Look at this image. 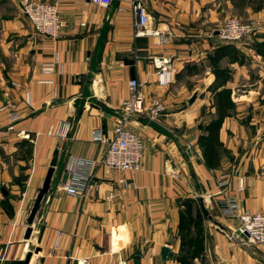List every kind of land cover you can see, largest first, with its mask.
I'll use <instances>...</instances> for the list:
<instances>
[{
    "label": "crops",
    "instance_id": "crops-1",
    "mask_svg": "<svg viewBox=\"0 0 264 264\" xmlns=\"http://www.w3.org/2000/svg\"><path fill=\"white\" fill-rule=\"evenodd\" d=\"M12 1L13 16L0 22V106L20 113L16 132L27 138L9 134L0 143V264H23L31 245L36 251L28 264H264V246L247 242L223 204L230 196L240 216L264 212V122L258 113L264 105L258 101L260 83L252 77L261 76L264 67L253 65L250 72L228 57L217 59L215 52L223 45L216 37L222 15L215 6L222 1L231 9L232 2L140 0L151 31L173 34L162 44L157 35L135 37L132 0H111L106 9L92 0H40L58 7L62 28L57 39L36 35L17 0ZM167 58L175 75L162 88L153 60ZM212 63L229 69L231 79L217 83ZM47 64L55 66L53 83L39 84ZM130 80L139 82L143 98L160 99L166 107L155 122L133 118L127 124L143 142L134 175L98 167L106 146L92 139L96 129L112 138ZM239 82L248 85L247 95L236 102L231 97L236 114L225 117L219 129V143L232 159L219 155L218 167L207 168L197 154L196 128L198 109L208 99L197 94L233 93ZM254 82L257 87L250 88ZM63 123L70 128L67 139L47 135ZM246 124H260L259 131L249 132ZM55 149L57 165L25 240L26 220ZM77 161L92 163L81 198L60 190ZM222 174H229L228 186L219 190L216 180ZM193 199L198 206L202 201L211 218L202 214L200 236L182 225V209ZM162 248L168 249L165 260Z\"/></svg>",
    "mask_w": 264,
    "mask_h": 264
},
{
    "label": "built area",
    "instance_id": "built-area-1",
    "mask_svg": "<svg viewBox=\"0 0 264 264\" xmlns=\"http://www.w3.org/2000/svg\"><path fill=\"white\" fill-rule=\"evenodd\" d=\"M92 1L105 9L111 3V0ZM18 3L22 14L27 18L36 35L50 39L58 38L62 28V21L56 4L45 3L40 0H19ZM130 6L135 18V37L157 35L162 44L174 37L170 32L159 34L151 31L150 19L140 0H132ZM258 31H261V27L255 20L242 21L235 17H228L224 19L216 30V37L223 45H233L249 41ZM153 65L156 70L157 85L162 88L170 85L175 75V68L171 59L153 60ZM54 74V65H44L40 70L39 84H52ZM128 88V97L121 102V117L116 118L114 121L112 138H104L101 130L96 129L92 131V139L106 146L104 155L97 162L98 167L105 168L111 172L134 175L140 170L143 142L137 134L128 129L127 124L133 118L155 122L166 111V107L160 99L143 98L139 94L140 84L136 80H130ZM28 100L29 96L26 94V105L29 104ZM19 120L20 113L15 108L6 104L0 106V143L5 135L9 134H16L22 139L27 138L23 131L16 132V125ZM69 130V126L63 123L56 129H50L47 135L64 140L67 139ZM187 150L191 152V146H187ZM91 168V162H74L68 168V176L60 185V190L69 196L83 197L89 188ZM228 179V174L219 175L216 180L217 188L220 190L227 188ZM121 183L125 185L123 180ZM243 186V178H239L238 190L242 191ZM223 204L225 214L229 218L239 221V232L242 236H245L247 242L251 245L264 246V212L240 216L237 214L238 202L234 197L230 196L224 199ZM59 236L60 234H58Z\"/></svg>",
    "mask_w": 264,
    "mask_h": 264
},
{
    "label": "rangeland",
    "instance_id": "rangeland-1",
    "mask_svg": "<svg viewBox=\"0 0 264 264\" xmlns=\"http://www.w3.org/2000/svg\"><path fill=\"white\" fill-rule=\"evenodd\" d=\"M217 3H220V4H218L217 7L215 6V9H216V11H218V13H220L222 15V18H221L222 20H221L220 24H222L224 19L228 18V17H235V18H238L242 21L255 20L256 22L259 23V25L261 27V31H258V33H256V35L254 37H252V39H250L249 41L240 43V44L230 45V47H232L233 49L236 50V56H237L236 59H237L238 65L243 66L245 68H248L250 70V72L253 71V68H254L253 65H255L256 68L257 67H260V68L264 67V65H260L262 61H260V64L256 61H253V59H254L253 56L260 57L256 54L254 46L256 45V43L264 41V13H262L263 15H261L260 12H255V14H253L255 16H252V14L250 12L246 11L247 8L245 6L235 5L232 3V5H233L232 8L228 9V8L223 7L222 1H219ZM12 5H13L12 0H0V22L3 21L4 19H8L11 16H13ZM17 6H18V8H20L18 0H17ZM21 14H22V12H21ZM23 17L25 19H27L24 15H23ZM0 30H1V27H0ZM246 44L250 45L251 47L249 46L248 48H246V46H247ZM249 49H252L253 52H248ZM246 54L248 56H246ZM260 58L264 61V58H262V57H260ZM212 64H214V63H212ZM212 71L215 72L217 75V80H216L217 83L219 82V83L223 84V83H225L231 79V73L232 72L229 71V69H227V71L226 70L221 71V68L219 66L217 67L216 64H214ZM255 76H256V78H254L255 81L256 82L259 81V83H260V88H259L260 96L258 97L259 98L258 101L261 105H264V72L261 74V76H259L258 73H255V74L252 73V77H255ZM250 80H249V82L252 84L254 80H251V81ZM256 82H254L255 84L250 86V88L257 87ZM247 89H249L248 85L242 86V84L239 82L237 84V86L233 87V93H232V91L230 92L228 89H224V90L229 91L230 98L232 97L236 102L237 99H239V96L247 95L244 93V91ZM215 94L211 93V92H210V95L207 93H203V94L198 96V94H197L198 99H200L202 97L208 99L207 100L208 103H206L207 105H203L201 108L198 109V119H197L198 123H197V128H196V133L198 134V138H197V142H196V144H197L196 149L197 148L199 149L198 150L199 153H197V154H198V156H200V154H201L202 159H204V156H203V151L200 147V141H201L200 138L204 137L206 135L205 130H207L209 124L217 121V110L215 107L216 103L212 102V100L215 102V96H216ZM240 99L246 100L245 97H241ZM235 107L236 106H234V108L231 111H229L226 118L232 117V115L236 114V108ZM258 111H259L258 113L260 115H262V118H263L262 122H264V109H259ZM224 119L225 118L221 119L220 121H223ZM247 123H248V121H247ZM246 125H247L246 128L251 133L255 132L256 127H257L256 131H259L260 124H257L255 126L249 125V124H246ZM221 126H222V124H221ZM221 126H220V128H221ZM263 132H264V130H263ZM192 152H193V150H192ZM219 155L221 157L224 156L225 160H227V159L231 160L232 159L230 152H227L226 150H224V152H221ZM221 157H218L219 161L221 160ZM182 214H183L182 215L183 216L182 225H183L184 229L185 230L190 229V231H194L196 233L198 232L199 234L197 236H200L201 231L203 230V229H201V225L203 222V216H202L200 207L198 205H196V201L194 199L189 200L184 205V208L182 209ZM188 258H191V257L188 255L187 259ZM187 259L185 258L186 263H187ZM191 259H193V258H191ZM197 264H200V263H197Z\"/></svg>",
    "mask_w": 264,
    "mask_h": 264
},
{
    "label": "trees",
    "instance_id": "trees-1",
    "mask_svg": "<svg viewBox=\"0 0 264 264\" xmlns=\"http://www.w3.org/2000/svg\"><path fill=\"white\" fill-rule=\"evenodd\" d=\"M235 5H242L251 9L253 12H259L264 9V0H230ZM256 54L264 58V41L256 43L254 46ZM217 59L228 57L231 61L237 62L236 50L230 45H222L216 51ZM234 108L231 101L230 93L227 90H221L216 93V110L217 121L209 124L206 135L200 138V147L203 151L204 162L207 168L218 167V155L224 152L221 144L219 143V129L221 126V119L225 118L229 111ZM198 255V252H194ZM193 254V255H194Z\"/></svg>",
    "mask_w": 264,
    "mask_h": 264
},
{
    "label": "water",
    "instance_id": "water-1",
    "mask_svg": "<svg viewBox=\"0 0 264 264\" xmlns=\"http://www.w3.org/2000/svg\"><path fill=\"white\" fill-rule=\"evenodd\" d=\"M194 98H195V95L192 96V98L189 100V103H191L194 100ZM57 158H58V150L55 149L53 154H52V158H51L50 163H49V168H48L46 176H45V178L43 180L42 186L37 192L36 199H35V201L33 203V206L31 208V210L29 212V215H28V218L26 220L27 229L25 231V236H24L25 240H29L30 237H31V233H32L31 226L33 224V221H34L35 215L37 213V210L39 208V204H40L41 200L43 199L44 195L47 193V191L49 189L50 181H51L53 172H54V170L56 168V165H57ZM198 204H199V206L201 208L203 216L205 218H207L208 220H211V218L208 217V214H207L206 210L203 208V203H202L201 200H198ZM34 250L35 249L31 245L29 247V252H28V254L26 256V259L23 262V264H28L30 256H31V252L34 251ZM167 254H168V249L167 248H162V250H161V258H162V260H165Z\"/></svg>",
    "mask_w": 264,
    "mask_h": 264
}]
</instances>
